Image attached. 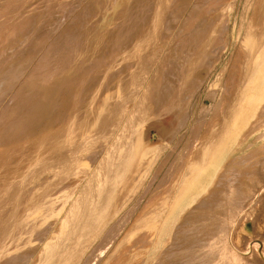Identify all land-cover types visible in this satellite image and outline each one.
<instances>
[{"label":"rangeland","instance_id":"rangeland-1","mask_svg":"<svg viewBox=\"0 0 264 264\" xmlns=\"http://www.w3.org/2000/svg\"><path fill=\"white\" fill-rule=\"evenodd\" d=\"M143 1L145 4L138 0L134 4L144 6L146 11V5H151L153 11H149L147 16L141 17L139 12V19L147 20L139 28L136 22L129 26L124 15L119 17L117 20L121 24L115 30L118 39L113 44L103 45L101 49L107 48V51L100 57L98 66L90 70L86 64L82 65L84 58L78 59V56L71 62L78 67L73 80L62 86L59 111L44 109V101L51 102L58 88L57 85L45 87L35 96L14 103L8 114V124L0 127V204L11 202L23 188V178L36 163L42 164L36 170L63 175L64 186H70L84 172L80 190L87 181L86 175L92 176L95 169L100 171L101 178L91 182L89 199L83 208L85 213L95 212L97 218L84 243L81 242L83 249L74 264H156L166 243L158 242L157 225L161 216L171 208L170 204L158 200L162 194L174 192L173 186L185 167L191 168L196 157L203 158L193 153L199 140L210 139L223 131L209 123L212 105L217 100L221 101L220 88L235 72L234 66L239 59L236 57L237 44L252 14V3L254 5V0H236L233 8L224 6L222 13H216L214 10L221 7L222 0L205 2L207 14L190 18V21L203 30L199 41L202 50H207L213 42H219L216 50L218 63L212 71L202 72L201 84H197L193 91L182 95L173 92V100L160 105L153 103L151 94L157 93L155 89L162 80L152 83V79L163 57L179 38L178 33L191 7L173 21L176 25L169 30L167 39L157 43L154 40L153 16L159 0ZM117 4L122 7L125 0H119ZM108 5L109 0H0V55L1 58L8 57L0 68L12 61L13 67L5 71L10 74L16 68L15 64L27 67V57H40L50 46V50H55L59 41L55 34L61 25H68V14L75 15L70 22H78L75 30L81 36L86 31L93 33L105 19L103 17L111 13L105 9ZM229 15V22L224 21ZM222 22L226 36L223 34L219 39L217 32ZM5 26H10L12 32L7 34ZM225 37L228 48L223 50ZM20 39L23 43L18 45ZM26 39L32 42L29 49L23 47L28 44H24ZM16 45L14 53L12 48ZM64 46L58 54L51 53V61L57 58L53 63L62 64L70 58L71 49ZM154 53L157 56L153 58ZM43 56L34 64H38ZM112 56L118 60V69L112 62ZM123 57L129 60L128 66H124ZM30 74L25 72L13 90V96L23 89L22 84ZM169 81L176 86L172 76ZM230 100L227 96L223 98V112ZM42 114L52 117V121L37 124L28 137V128ZM18 120L24 122L26 129L22 142L16 140L18 131L9 133L10 127ZM50 125L53 128L49 129ZM250 144L248 147L244 144L238 163L233 166L225 164L220 173L207 180V183H216L212 189L217 192L213 196L215 201L206 209L192 208L195 203H191L192 226L187 233L188 239L176 243L173 253L178 254L174 260L184 264H264V141L253 139ZM76 156H79L77 162ZM54 158L57 159L53 162ZM90 162L93 165L88 168ZM239 175L244 178L238 179ZM131 179L136 180L131 182ZM191 180L192 177H188L187 181ZM123 183L122 196L110 197L107 201ZM196 192L195 189L188 192L194 200L204 195ZM145 193L148 195L141 199ZM75 197L76 194L69 205ZM64 200V194H61L54 204ZM2 215L0 213V217ZM97 223L100 227L95 229ZM82 224L84 219L79 227ZM42 230L32 246L39 245L35 252H30L25 260L16 264H34L36 256L50 239V229ZM172 239L166 244H171ZM161 259L164 260L162 254Z\"/></svg>","mask_w":264,"mask_h":264},{"label":"bare ground","instance_id":"bare-ground-1","mask_svg":"<svg viewBox=\"0 0 264 264\" xmlns=\"http://www.w3.org/2000/svg\"><path fill=\"white\" fill-rule=\"evenodd\" d=\"M94 1L96 2L97 0ZM111 1L112 4L110 5ZM118 1L119 0H109V5L106 6L107 8L105 9L111 11V13L103 17L105 19L99 23V26L93 33H87L86 31L84 36H81V34L75 30L78 22H70L74 14L71 13L72 16L68 14V25L66 27H64V24L61 25L55 34V36L58 35L57 39L59 40L57 41L58 44H56L57 48H54L55 50L52 51L50 50L52 46H50L47 51L43 53L44 56L38 64L34 63L43 54L40 57H38V55L27 57L25 59V64L29 63L27 67L22 64H15L14 66H16V68L10 74L5 73V71L13 67L11 65L12 61H9L6 67L0 68V127L8 124V114L14 108V103L35 96L45 87L50 88L51 86L57 85L58 88L51 102L42 99V101H44V109L49 108L54 111H59L62 105V86L73 80L72 77L76 73V67H78L72 65L71 62L75 60L77 56L78 59L84 58L82 65L86 64L90 70H93L100 63V57L107 51V48L101 49L103 45L113 44L118 39L119 35L118 32L115 33V30L121 24V22L119 23L117 20L119 17L124 15L126 23L129 24V26L138 23L137 25L140 28L144 21L147 20V18L146 20L145 18L143 20L139 19L140 14L141 17H145L149 11H153L151 5H146L148 11L144 10V6L135 5V0H125V4L122 7L117 4ZM138 1L144 4L146 2L143 0ZM206 1L211 0H159L153 16V33L156 36L154 40H157V43H163V41L167 39L169 30L176 25L173 21L176 18L179 19L182 17L181 13H184L189 7H191V9L178 33L179 38L173 43L168 53L163 57L160 67L153 76L152 83L158 79L162 80V82L157 84L155 89L157 93L151 94V99L154 104H168L173 96V92L182 95L183 93L193 91L197 84L198 86L201 84L200 77L202 72L208 73L216 67L218 63L216 50L219 48V42H213L207 50H202L199 41L203 30H199V25L195 26L192 21H190V18L192 19L207 14L204 5ZM235 1L236 0H222L221 7L216 8L214 12L222 13L223 10L221 9L224 6H226V9L233 8ZM252 6V14L248 18L244 34L237 44L238 52H236V57L239 59L237 58V62V59L235 60V72H232V74L228 76V81L223 82L220 88L221 101L217 100L212 105L213 112L209 123L215 127L222 128L223 131L218 136L199 140L198 148H195L193 153L203 158L196 157L195 160H193L191 168L188 166L185 167L177 183L173 186L174 192L172 193V191H169L167 194H162L158 200L159 202L170 204L171 208L161 216L157 225V240L159 243H170L172 238L176 241L174 242L172 239L171 244L167 245L165 243L164 250L156 259V264H184L180 263L178 260H174L178 253L174 254L173 252L177 247L176 243L180 244L182 239H188L187 233L190 232L192 226L193 213H191V209L194 207L206 209L208 208L206 206L215 201V197L213 196L216 195L217 192L212 189L216 187V183L214 180V182L207 183V180L209 178L212 179L213 176L220 173L225 164H227V166L232 164L233 166L238 163L240 154L244 150V144L248 147L251 145L250 142L253 139H255L256 142L264 141V0H254V5L252 3ZM229 18L230 15L223 20L229 22ZM36 21L37 19L34 20L33 23ZM134 22L136 23L134 24ZM100 26L101 28H99ZM122 26H120V28ZM4 29L7 34L12 32L10 26H5ZM62 33H64L63 36ZM122 34L124 33L122 32ZM217 34H219V39L223 34L226 36V29L223 22ZM54 39H56V37ZM87 41L88 43L85 45ZM27 42L28 40L26 39L24 44ZM21 43H23V40L20 39L18 45ZM89 43H91V45ZM60 44L61 46H59ZM18 45L12 48L14 53ZM31 45L32 42L29 41L28 44L23 47L29 49ZM63 45H65L64 48L68 47L71 49L70 58L67 62L65 61L62 64L57 62L53 63L57 58L51 61V53L57 52L58 54ZM227 48L228 45L225 37L222 49L225 50ZM155 56H157L156 53H154L153 58ZM7 58V56L1 58L0 55V65L6 61ZM121 60L124 62V66H128L129 60L127 58L123 57ZM112 62L116 65L115 67H117V69L120 67L116 57L112 56ZM33 64L34 68L32 67ZM25 72L31 73L22 84L23 89H25V87H28V89L27 91L22 89L17 95L13 96V90L24 77ZM170 76L174 78L176 86L171 85L169 81ZM117 78H119V76H117ZM225 96L231 99V103L229 102L225 112H223V98ZM209 97V99H211V95ZM176 98L177 96L175 99ZM182 101L184 100L182 99ZM175 114L177 115L176 112ZM48 121H52V117H46L43 114L39 115L36 122L28 128V137L37 124H44ZM50 128H53V125H50L49 129ZM14 131H18L16 136L17 142H22L26 132L24 122L18 120L13 124L10 127L9 133ZM240 145H242V147H239ZM21 154H23V152ZM190 154H192V150H190ZM78 157L79 156L75 157V162L78 161ZM94 158L95 157L92 159ZM56 159L57 158H54L53 162ZM40 165L42 164L36 163L30 168L22 180L23 188L13 197L11 202L0 204V213H3L2 217H0V264H16L19 260H25L30 252L33 254L39 245L34 248H32V246L41 235L40 233L38 234V232L42 229H50L48 232V234H50V239L44 250L36 256L34 264H74L78 253L83 249V244L81 242L88 235L93 221L97 218L95 212L91 213V211H89V213H85L83 208L85 207L84 204L87 203L89 199L91 182L101 178V173L98 169L94 170L92 176H85L87 181L82 190H80V187L84 183V177H81L84 172L78 176L70 186H64L63 175L59 176L51 171L42 172L36 170ZM92 165L93 163L90 162L88 168H91ZM1 166L2 163L0 162V167ZM1 169L2 168H0V170ZM134 177L135 175L132 176V178ZM188 177H192V180L187 181ZM241 178L244 177L239 175L238 179ZM135 180L136 179H131V182ZM124 185L125 183L117 187L108 197L107 201L110 197L122 196ZM193 189L197 190V194L204 195L197 196L194 200L188 193L190 190L193 191ZM208 189L209 191L207 192ZM61 194H64L65 200L55 205L56 198ZM75 194V199H73L72 204L69 205L68 203ZM147 195L148 193H145L141 199ZM188 196L192 199L190 203L188 202ZM91 201L92 200H89V202ZM191 203L195 204L192 208H189ZM174 211H177L178 214L176 215ZM200 214L202 216V213ZM4 216L6 218L5 220H3ZM60 216L61 219L58 220ZM82 219H84V224H82V227H79L81 226L80 223ZM203 221H205V219ZM98 227H100L99 223L94 226L95 229ZM155 246L156 243L154 247ZM31 248L32 250L30 251ZM161 254L164 260L161 259ZM207 263L209 264L210 262Z\"/></svg>","mask_w":264,"mask_h":264}]
</instances>
